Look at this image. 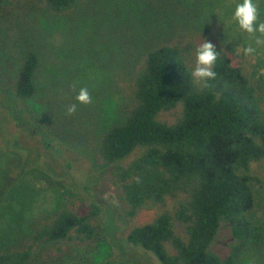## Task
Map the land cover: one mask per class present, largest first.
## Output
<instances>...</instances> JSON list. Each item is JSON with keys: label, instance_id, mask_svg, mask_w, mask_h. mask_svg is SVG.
<instances>
[{"label": "trees", "instance_id": "1", "mask_svg": "<svg viewBox=\"0 0 264 264\" xmlns=\"http://www.w3.org/2000/svg\"><path fill=\"white\" fill-rule=\"evenodd\" d=\"M10 1L0 0V14ZM33 1L59 18L73 12L81 0ZM143 1V9L160 18V11L170 8V19L176 18L179 8L189 32L145 51L130 75L131 104L97 142L95 165L109 169L125 218L155 211L153 219L123 238L127 259L145 264H153L152 259L155 264H237L244 251L264 244V225L254 216L264 190V86L255 74L233 64L227 48L211 41L198 24L204 17H216L217 10L222 17L232 16L226 0ZM255 2L264 21V0ZM203 40L219 53L216 79L208 87L192 77L195 49ZM20 58L9 95L2 89H8L12 79H0V109L17 126L27 114L6 107L4 98L15 103L32 100L40 65L32 46H26ZM24 129L28 136L39 137L49 153L60 155L41 127ZM29 158L22 161L16 178L0 174V202L14 184L23 182L26 167L34 166ZM65 166L68 171L67 162ZM83 206L59 199L52 212L16 236L15 243L3 245L12 236L0 238V264L43 263L53 254L65 255L69 246L95 252L101 241L99 207L92 203L86 212ZM223 227L229 243L218 251L214 246Z\"/></svg>", "mask_w": 264, "mask_h": 264}, {"label": "rangeland", "instance_id": "2", "mask_svg": "<svg viewBox=\"0 0 264 264\" xmlns=\"http://www.w3.org/2000/svg\"><path fill=\"white\" fill-rule=\"evenodd\" d=\"M226 1L230 4L227 10L234 11L236 0ZM144 6L143 0H81L73 12L56 18L38 2L11 0L0 14V79H12L2 92L9 95L7 90L12 89L26 46L37 51L40 62L34 98L18 103L4 98L6 107L18 108V113L24 111L22 115L27 117L21 116L17 126L0 109V174L16 178L25 157L30 156V163L36 164L26 163L23 182L14 184L8 198L0 202V238H14L3 240V245L15 243L16 236L24 230L27 233L31 224L51 213L59 199L84 204L86 212L94 203L100 211L101 241L95 252L85 246H69L65 255L53 254L45 262L33 264H145L127 259L130 257L122 241L130 229L153 219L155 211L142 210L128 221L115 198L109 169L95 165L101 134L120 121L131 104L129 80L137 61L156 43L179 39L189 32L179 8L176 18L170 19L172 8L160 11V18ZM215 16L210 20L204 17L198 24L207 30L211 41L227 48L233 64L255 74L264 86V47L245 56L243 48L256 47L254 39L240 31L232 16L222 17L221 10ZM81 87L89 89L93 102L78 105L76 113L69 116L66 109L76 103ZM35 125L61 151L59 156L45 150L39 137L27 135L24 128L35 130ZM254 216L264 225V190L258 196ZM227 237L223 227L214 248L226 250ZM237 264H264V244L244 251Z\"/></svg>", "mask_w": 264, "mask_h": 264}, {"label": "clouds", "instance_id": "3", "mask_svg": "<svg viewBox=\"0 0 264 264\" xmlns=\"http://www.w3.org/2000/svg\"><path fill=\"white\" fill-rule=\"evenodd\" d=\"M232 19L241 32L254 39L256 47L249 45L243 48L245 56H252L256 53L257 47H264V21L260 20V10L255 0H241L237 3ZM195 52L196 60L192 77L202 87H208V82L216 79L214 68L219 53L216 51L215 46L207 40H203V43L195 49ZM75 101L76 103L69 105L66 109L69 116L76 113L78 105H89L93 102L89 89L87 87L79 88Z\"/></svg>", "mask_w": 264, "mask_h": 264}]
</instances>
